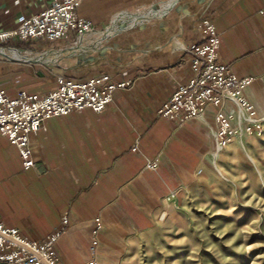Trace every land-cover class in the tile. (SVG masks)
I'll use <instances>...</instances> for the list:
<instances>
[{
  "label": "crops",
  "instance_id": "crops-1",
  "mask_svg": "<svg viewBox=\"0 0 264 264\" xmlns=\"http://www.w3.org/2000/svg\"><path fill=\"white\" fill-rule=\"evenodd\" d=\"M174 1L84 0L77 13L95 28L158 16L99 40L92 31L80 50L55 58L80 37L0 44L12 55L0 56V88L10 97L20 90L54 91L61 74L82 80L106 73L114 81L133 82L129 89H116L100 111L86 107L46 118L32 138L38 159L32 167H25L17 145L0 131V220L39 241L68 212V229L56 243L61 264H85L94 231L100 263L124 264L137 236L158 225L173 193L201 177L219 154L229 160L241 144L253 146L264 137L258 135L264 125L261 132L255 125L248 132L239 123L229 100L224 110L234 116L238 133L222 147L216 139V106L187 120L159 112L177 82L192 75L183 45L203 41L197 24L207 15L220 33L221 58L239 76L254 77L246 94L257 118H264V0H177L168 8ZM45 4L0 0V29L15 27L21 16ZM28 55L44 58L31 61ZM151 160L155 167L148 165Z\"/></svg>",
  "mask_w": 264,
  "mask_h": 264
},
{
  "label": "built area",
  "instance_id": "built-area-1",
  "mask_svg": "<svg viewBox=\"0 0 264 264\" xmlns=\"http://www.w3.org/2000/svg\"><path fill=\"white\" fill-rule=\"evenodd\" d=\"M44 1L46 4L39 12L21 16L15 27L0 29V44L10 39L64 38L74 41L75 37L95 29L91 19L82 18L77 13L84 0ZM197 29L203 41L183 45L190 57L192 75L177 82L175 90L163 102L160 114L166 118L187 120L200 116L208 105L216 106V139L218 146L222 147L238 133L237 127L232 124L234 116L224 110V101L229 100L237 108L239 123L244 124L248 132L253 130L254 125L261 132L264 118H257L256 107L246 94L254 77L239 76L230 63L221 58L220 33L209 16L201 17ZM132 83L114 81L106 73L82 80L61 74L58 88L45 95L20 90L16 96L10 97L0 88V131L17 145L25 167H32L38 160L32 138L44 126L46 118L86 107L100 111L113 99L116 89H129ZM156 164L154 160L148 162L151 167ZM68 226L69 215L66 212L61 225L38 241L29 239L17 227L6 226L0 220V263L61 264L57 258L56 243ZM98 246L99 240L94 231L92 255L85 264H101L97 258Z\"/></svg>",
  "mask_w": 264,
  "mask_h": 264
},
{
  "label": "rangeland",
  "instance_id": "rangeland-1",
  "mask_svg": "<svg viewBox=\"0 0 264 264\" xmlns=\"http://www.w3.org/2000/svg\"><path fill=\"white\" fill-rule=\"evenodd\" d=\"M263 141L241 144L229 160L219 154L201 177L173 193L124 264H264Z\"/></svg>",
  "mask_w": 264,
  "mask_h": 264
},
{
  "label": "water",
  "instance_id": "water-1",
  "mask_svg": "<svg viewBox=\"0 0 264 264\" xmlns=\"http://www.w3.org/2000/svg\"><path fill=\"white\" fill-rule=\"evenodd\" d=\"M177 0H175L171 5H169L168 8L172 7V5H174V3L176 2ZM158 16V13H150L149 15H145L143 16L142 18L138 19L137 21H128V22H125L123 25H121L120 27L117 26L116 24V21H113L110 25L104 27V28H95L93 31H97L98 35L96 36V40H99L100 38H102L103 36L105 35H112L114 34L115 32H118V31H122V30H126V29H129L131 27H133L134 25L138 24V23H144V22H147V21H150L151 19L153 18H156ZM87 34L85 35H82L80 36V39L77 40V43L72 45V46H69L68 48H65V49H62L60 51H58V54L57 55H54L53 57H59V56H63V55H67V54H71V53H74V52H77L78 50H80L81 48V42L83 40V38L86 36ZM0 49H3V50H0V52L3 53L0 54V56H4V57H12V55L8 52V50L5 48V47H0ZM26 58L28 60H43V56H38V55H28L26 56ZM51 62V61H49Z\"/></svg>",
  "mask_w": 264,
  "mask_h": 264
}]
</instances>
